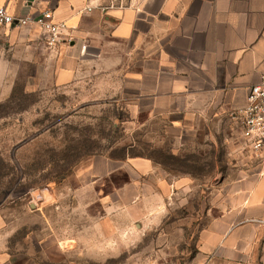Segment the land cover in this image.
<instances>
[{"label": "crops", "instance_id": "0c3cea01", "mask_svg": "<svg viewBox=\"0 0 264 264\" xmlns=\"http://www.w3.org/2000/svg\"><path fill=\"white\" fill-rule=\"evenodd\" d=\"M0 6L15 15L51 10L67 24L66 42L52 46L37 26H7L0 54L50 52L57 86L95 79L105 102L144 132V155L105 156L106 165H122L100 171V181L127 167L132 180L152 179V201L160 203L175 187H194L197 176L162 165L156 152L200 154L232 128L237 139L225 143L239 167L222 176L219 190L208 186L213 201L199 243L210 257L264 264V154L249 152L230 118L264 78V0H0ZM83 46L96 56L84 55Z\"/></svg>", "mask_w": 264, "mask_h": 264}, {"label": "rangeland", "instance_id": "374dc122", "mask_svg": "<svg viewBox=\"0 0 264 264\" xmlns=\"http://www.w3.org/2000/svg\"><path fill=\"white\" fill-rule=\"evenodd\" d=\"M52 57L0 54V264H261L210 257L199 243L208 186L219 190L239 167L225 143L237 139L232 128L184 160L158 153L197 178L153 202L152 179L132 180L127 167L100 181V171L122 165L105 156L123 157L131 144V152L148 150L144 132L105 102L95 79L57 86Z\"/></svg>", "mask_w": 264, "mask_h": 264}, {"label": "built area", "instance_id": "2783aa9c", "mask_svg": "<svg viewBox=\"0 0 264 264\" xmlns=\"http://www.w3.org/2000/svg\"><path fill=\"white\" fill-rule=\"evenodd\" d=\"M37 26L46 34L49 45L66 42L62 31L67 28L64 21H56L51 10H43L36 15H15L5 6H0V33L7 26L22 28ZM1 40V38H0ZM84 51L88 49L83 46ZM230 118L239 127V135L251 154H264V78L250 87L246 105L230 112Z\"/></svg>", "mask_w": 264, "mask_h": 264}, {"label": "trees", "instance_id": "16d2710c", "mask_svg": "<svg viewBox=\"0 0 264 264\" xmlns=\"http://www.w3.org/2000/svg\"><path fill=\"white\" fill-rule=\"evenodd\" d=\"M130 149H134V146H129V148H128V150L129 151H127V153L123 156V157H120V158H115V159H124V158H126L128 155H131V156H143L144 155V153H134L133 152V150H132V152H131V150ZM160 154L161 156H165V155H169V156H167V157H170V158H172V159H177V161H181V159L182 160H184V158H181V157H177V156H175V155H172V154H168V153H166V152H161V151H158V152H156V154H155V156L154 157H157V154ZM110 158H113V157H110ZM160 160V163L162 164V165H164V166H168L170 169H174V170H181V171H184V169L182 168V167H177V166H172V164H169L168 162H165V160H163V159H159ZM185 172H191V171H185Z\"/></svg>", "mask_w": 264, "mask_h": 264}]
</instances>
